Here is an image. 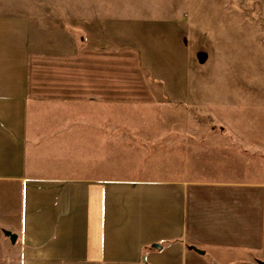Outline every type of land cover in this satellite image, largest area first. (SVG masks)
<instances>
[{"label": "crops", "instance_id": "1", "mask_svg": "<svg viewBox=\"0 0 264 264\" xmlns=\"http://www.w3.org/2000/svg\"><path fill=\"white\" fill-rule=\"evenodd\" d=\"M113 52L0 13V264H264V138H138Z\"/></svg>", "mask_w": 264, "mask_h": 264}, {"label": "rangeland", "instance_id": "2", "mask_svg": "<svg viewBox=\"0 0 264 264\" xmlns=\"http://www.w3.org/2000/svg\"><path fill=\"white\" fill-rule=\"evenodd\" d=\"M0 13L42 17L114 51L105 73L137 90L122 105L153 112L138 115L155 126L138 138H192L195 121L202 136L264 138V0H0ZM154 158L94 164L128 175L165 163Z\"/></svg>", "mask_w": 264, "mask_h": 264}, {"label": "water", "instance_id": "3", "mask_svg": "<svg viewBox=\"0 0 264 264\" xmlns=\"http://www.w3.org/2000/svg\"><path fill=\"white\" fill-rule=\"evenodd\" d=\"M12 240H13V241H15V240H16V237H15V236H13V237H12Z\"/></svg>", "mask_w": 264, "mask_h": 264}]
</instances>
